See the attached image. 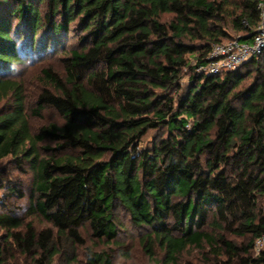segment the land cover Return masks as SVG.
I'll return each instance as SVG.
<instances>
[{
    "label": "trees",
    "instance_id": "trees-1",
    "mask_svg": "<svg viewBox=\"0 0 264 264\" xmlns=\"http://www.w3.org/2000/svg\"><path fill=\"white\" fill-rule=\"evenodd\" d=\"M258 2L0 0V102L8 101L0 113V161L30 164L37 193L30 212L53 224L38 231L0 212V264L9 247L32 256L31 264H51L62 253L59 243L84 245L86 222L94 237L115 241L117 206L134 227L149 230L147 249L153 254L157 241L167 264H177L188 246L208 247L212 264H264V249L255 251L264 233V55L243 64L256 66L260 82L253 87L242 85L237 69L197 70L215 43L252 38ZM15 21L26 26L32 54L36 45L46 53L52 39L58 45L54 38L73 24L79 31L78 43L61 49L63 72L42 69L46 86L33 110L53 106L63 125L34 131L24 82L2 75L28 61ZM42 29L45 41L36 42ZM184 69L190 75L183 90ZM150 130L164 135L141 146ZM46 140L57 142L49 156L41 152ZM226 233L250 241L239 245ZM83 264L115 263L110 252L88 247Z\"/></svg>",
    "mask_w": 264,
    "mask_h": 264
},
{
    "label": "rangeland",
    "instance_id": "rangeland-1",
    "mask_svg": "<svg viewBox=\"0 0 264 264\" xmlns=\"http://www.w3.org/2000/svg\"><path fill=\"white\" fill-rule=\"evenodd\" d=\"M4 7H0V11ZM5 10V9H4ZM170 15L163 16V19L169 18ZM15 36L19 40V45L22 46V50L26 52L28 61L17 66H12L6 71H2L3 76L17 77L22 80L26 88L27 96V112L30 123L34 131L38 130L43 125H47L51 122H55L59 125H63L65 122L64 116L53 106H45L39 114L33 112L36 108V97L39 92L45 87V82L42 79V69L46 66H52L55 70L63 72L61 49H69L73 45L78 43L79 31L73 24L71 30L67 33H61L54 38L55 44L53 46L52 40H50L47 52L43 53V49L37 52V45L35 46V53L28 51L27 45V28L20 22L15 21ZM229 31L236 36L238 33L229 28ZM47 29H42L36 36V42L45 41V37L48 33ZM46 33V35H44ZM22 35V38L21 36ZM42 39V40H41ZM60 49H56L57 47ZM30 47V46H29ZM26 56V57H27ZM192 65L195 66L196 60L191 58ZM264 65V63H262ZM237 72L245 76L242 85L254 86L258 85L260 79L256 66H243L237 68ZM183 77L181 79V88L184 90L189 84V72L184 69ZM8 109V101L0 102V113L5 112ZM162 130H150L143 138L141 146H149L155 140H158L163 134ZM41 152L44 156H49L53 153L52 148L57 146V142L53 140H46L41 143ZM70 150H62L58 154H65ZM0 176L4 179V188H0V212L14 214L20 216L25 223L31 222L33 226L39 231L47 227H53V224L46 220L43 216L31 213L32 202L36 199L37 193L35 190V175L29 163L23 164L22 167H18L15 161L11 157L4 158L0 161ZM8 187H15L22 193L15 194L9 193ZM115 218L118 224V236L115 241H108L106 239H98L93 236L92 229L88 222L84 223L81 227L82 237L84 239V245H73L68 241L59 243L62 253L56 255L51 264H83L85 260V253L88 247H91L98 251H108L113 255L115 264H167L165 262L166 252L162 246L154 241L151 246L154 253L146 247V241L143 237L149 231L145 228H136L133 226L130 215L122 207L117 206L115 209ZM208 230H211L207 226ZM226 236L233 240L235 243L247 244L250 241V236H236L230 233H226ZM5 231L0 229V246L5 240ZM256 251V250H255ZM254 254H256L253 251ZM75 257L74 261L70 263V259ZM6 260V264H31L33 262L32 256L23 255L15 247H9V251H6L3 256ZM177 264H212L215 262V257L208 252V247L197 248L195 246H188L177 257ZM170 264V263H169Z\"/></svg>",
    "mask_w": 264,
    "mask_h": 264
},
{
    "label": "built area",
    "instance_id": "built-area-1",
    "mask_svg": "<svg viewBox=\"0 0 264 264\" xmlns=\"http://www.w3.org/2000/svg\"><path fill=\"white\" fill-rule=\"evenodd\" d=\"M257 8L260 20L256 32L250 40H231L215 43L207 56V63L197 68L205 74L219 75L235 70L253 57L264 55V0H259ZM264 249V233L255 241V250Z\"/></svg>",
    "mask_w": 264,
    "mask_h": 264
}]
</instances>
